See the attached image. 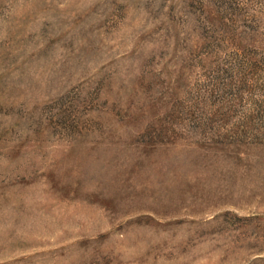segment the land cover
Masks as SVG:
<instances>
[{
	"label": "rangeland",
	"instance_id": "374dc122",
	"mask_svg": "<svg viewBox=\"0 0 264 264\" xmlns=\"http://www.w3.org/2000/svg\"><path fill=\"white\" fill-rule=\"evenodd\" d=\"M0 264H264V0H0Z\"/></svg>",
	"mask_w": 264,
	"mask_h": 264
}]
</instances>
